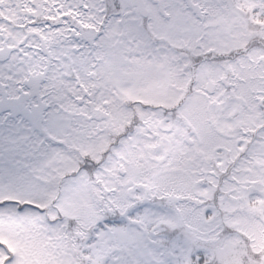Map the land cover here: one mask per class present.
Instances as JSON below:
<instances>
[{"label":"snow or ice","instance_id":"snow-or-ice-1","mask_svg":"<svg viewBox=\"0 0 264 264\" xmlns=\"http://www.w3.org/2000/svg\"><path fill=\"white\" fill-rule=\"evenodd\" d=\"M0 264H264V0H0Z\"/></svg>","mask_w":264,"mask_h":264}]
</instances>
